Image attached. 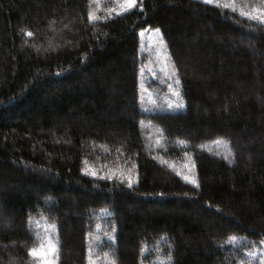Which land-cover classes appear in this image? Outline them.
Instances as JSON below:
<instances>
[{
	"label": "trees",
	"instance_id": "1",
	"mask_svg": "<svg viewBox=\"0 0 264 264\" xmlns=\"http://www.w3.org/2000/svg\"><path fill=\"white\" fill-rule=\"evenodd\" d=\"M106 2L0 0V264H31L35 220L54 225L58 264H248L264 239V0ZM146 28L183 108L141 105Z\"/></svg>",
	"mask_w": 264,
	"mask_h": 264
},
{
	"label": "rangeland",
	"instance_id": "2",
	"mask_svg": "<svg viewBox=\"0 0 264 264\" xmlns=\"http://www.w3.org/2000/svg\"><path fill=\"white\" fill-rule=\"evenodd\" d=\"M97 1L99 0H95V2ZM106 3L109 5L110 11L113 14L123 12L122 9L125 7L124 0H107ZM156 29L146 28L139 33L140 56L142 59V72L139 80V99L145 110H152L155 108V104H163L164 102L167 109L177 110L180 108H177L176 105L181 101L174 94L178 92L175 77L169 66L168 51L165 42L160 31H156ZM141 33L143 34L141 35ZM150 80L157 81L159 85H167V87L163 93H154L155 91L153 89L147 87V83ZM191 170V165L185 163L178 169V172L181 173L184 180L185 177H188L186 181L191 182L193 181ZM32 230L34 241L31 249L34 248L37 251H44L49 245L57 248V232L53 224L42 220H35L33 221ZM246 255L248 256V264H261V260H264V244L259 243L258 246L254 247ZM30 257L31 264H42L43 259L53 261V264H58L57 255L49 254L45 258Z\"/></svg>",
	"mask_w": 264,
	"mask_h": 264
},
{
	"label": "snow or ice",
	"instance_id": "3",
	"mask_svg": "<svg viewBox=\"0 0 264 264\" xmlns=\"http://www.w3.org/2000/svg\"><path fill=\"white\" fill-rule=\"evenodd\" d=\"M125 2V7L122 9V11H127L128 9H131L137 2V0H124ZM253 19H255V17H252ZM96 17L92 15V13H89V20H95ZM262 23H264V21H261ZM156 31H159V29H156ZM143 33H141L142 35ZM26 35L28 36H31L32 33L31 32H28L26 33ZM176 84L179 85L180 84V80L177 79L176 80ZM169 87H171V85H169ZM177 97H180V93L179 92H175L174 93ZM171 107V105H170ZM177 108H183L184 107V104H183V101L181 100V102L179 104L176 105ZM93 175H95V173H93ZM185 180H188V177H185ZM191 183L195 184L196 182L195 181H191ZM132 184L131 182L129 183V187H131ZM261 243L264 244V239L261 240ZM58 253V249L53 246V245H49V247L44 250V251H37L36 249H29V252L28 254L30 256H33V257H39V258H45L47 257L49 254L51 255H57ZM42 264H53V261H50V260H47V259H43L42 260ZM261 264H264V260H261Z\"/></svg>",
	"mask_w": 264,
	"mask_h": 264
}]
</instances>
